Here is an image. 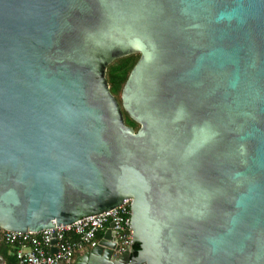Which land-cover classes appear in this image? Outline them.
Listing matches in <instances>:
<instances>
[{
	"label": "water",
	"instance_id": "water-1",
	"mask_svg": "<svg viewBox=\"0 0 264 264\" xmlns=\"http://www.w3.org/2000/svg\"><path fill=\"white\" fill-rule=\"evenodd\" d=\"M130 202L74 264H264V0H0V229Z\"/></svg>",
	"mask_w": 264,
	"mask_h": 264
},
{
	"label": "built area",
	"instance_id": "built-area-1",
	"mask_svg": "<svg viewBox=\"0 0 264 264\" xmlns=\"http://www.w3.org/2000/svg\"><path fill=\"white\" fill-rule=\"evenodd\" d=\"M130 207L131 202L113 213L92 217L56 230L40 233L5 231L2 239L17 248L14 264H70L78 252L96 247L99 244L98 235L114 223L120 252H125L133 246ZM53 238L57 240L55 253L51 251Z\"/></svg>",
	"mask_w": 264,
	"mask_h": 264
},
{
	"label": "trees",
	"instance_id": "trees-1",
	"mask_svg": "<svg viewBox=\"0 0 264 264\" xmlns=\"http://www.w3.org/2000/svg\"><path fill=\"white\" fill-rule=\"evenodd\" d=\"M141 55L140 54H136V55H130L121 59L116 60L115 62H113L107 70V80L109 82L110 85V89L112 94L117 98V100L120 102V104L122 103V99H121V95L123 92V89L125 87V84L132 72V70L134 69V67L136 66V64L138 63V61L140 60ZM124 116H125V120H126V124L128 126H131L135 129V131H138L140 128V125L138 123H136L133 119H131V117L123 110ZM131 210V207H130ZM131 218V215L129 216ZM5 231L0 229V235L3 237ZM105 231H103L102 233H100L98 235V240L101 241L103 236H104ZM2 241L8 245L4 239H2ZM10 246V245H8ZM13 247V246H11ZM15 252L17 250L16 247H13ZM133 248L135 249V254H137L140 249L141 246L139 244H134ZM77 255V254H76ZM76 257V256H75ZM14 258L15 254H14ZM16 262V260L14 261V263Z\"/></svg>",
	"mask_w": 264,
	"mask_h": 264
},
{
	"label": "crops",
	"instance_id": "crops-1",
	"mask_svg": "<svg viewBox=\"0 0 264 264\" xmlns=\"http://www.w3.org/2000/svg\"><path fill=\"white\" fill-rule=\"evenodd\" d=\"M110 229L105 230L104 236L106 232ZM103 236V238H104ZM102 238V239H103ZM92 248L84 249L81 252H78L75 259L72 263L74 264L79 258L83 257L86 253H88ZM15 250L13 247L6 245L2 240L0 241V264H14V261L16 260L14 258Z\"/></svg>",
	"mask_w": 264,
	"mask_h": 264
}]
</instances>
